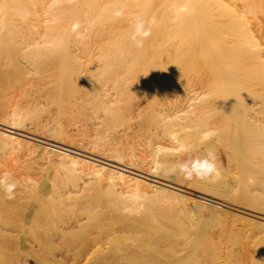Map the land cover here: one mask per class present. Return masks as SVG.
Segmentation results:
<instances>
[{"label": "bare ground", "instance_id": "bare-ground-1", "mask_svg": "<svg viewBox=\"0 0 264 264\" xmlns=\"http://www.w3.org/2000/svg\"><path fill=\"white\" fill-rule=\"evenodd\" d=\"M259 11L264 12V0H0V58L4 55L9 69L21 70L19 82L27 83L0 101V144L15 142L51 160L65 180L59 188L62 178L52 176L55 188L51 182L48 191L42 181L23 184L19 208L0 206V264H153L147 251L139 252L150 247L139 236L131 246L120 238L107 248L90 244L105 229L113 230L111 220L138 231L145 219H155L151 205L157 203L189 215L200 236L214 212L264 230V213L233 206L243 203L235 195L243 182L254 178L264 188V14ZM136 17L156 21L140 49L129 38ZM28 74H38L37 81ZM57 89L63 94L62 119L78 117L74 126L57 123L52 108ZM91 126L94 135L79 133ZM206 149L215 152L221 177L185 179L179 164L204 156ZM100 150L112 154L99 155ZM127 155L131 162L124 160ZM102 180L104 188L97 184ZM246 194L249 206L264 203V195ZM256 197L262 203L255 206ZM20 211L37 221L31 245L16 242ZM86 229L89 234L76 242L78 230ZM225 230L219 234L230 232ZM207 237L204 244L211 247L214 238ZM207 245L205 258H211ZM184 263V255L168 262Z\"/></svg>", "mask_w": 264, "mask_h": 264}, {"label": "rangeland", "instance_id": "rangeland-1", "mask_svg": "<svg viewBox=\"0 0 264 264\" xmlns=\"http://www.w3.org/2000/svg\"><path fill=\"white\" fill-rule=\"evenodd\" d=\"M261 13V14H260ZM257 14L258 15H262V14H264V12L263 11H259V12H257ZM3 36H5V34L3 35ZM2 43H4V42H2ZM264 43V42H263ZM5 44V43H4ZM4 44H3V46H4ZM6 45V44H5ZM264 45V44H263ZM2 46V47H3ZM2 63V64H1ZM0 70H2L1 72H3V73H1L0 75H2V76H4V78L2 79V80H0V82H2V87L0 88V101H8L7 100V97H8V95H9V93H10V91L9 90H12V92H15V91H19L20 89L18 88L17 89V87H18V85L20 84V85H25V84H27V83H25L26 82V78H24V79H21L22 80V82H19V80H20V78H22V77H20V78H18V73L21 71V70H17V69H15V70H13V69H9V67L7 66V61H6V58L4 57V55L0 58ZM28 71V70H27ZM30 71V70H29ZM23 75L24 76H26V74H24L23 73ZM29 75L30 74H28V77L27 78H33L32 76H30L29 77ZM35 76H34V78L33 79H35L36 77L38 78V74H34ZM18 80V81H17ZM31 81H32V79H31ZM34 81V80H33ZM32 81V82H33ZM35 81H37L36 79H35ZM34 81V82H35ZM30 82V81H29ZM29 82H28V84H29ZM31 83V82H30ZM17 85V86H16ZM22 86L20 87V88H22ZM15 87V88H14ZM19 93H20V91H19ZM63 94H62V92L61 91H59L58 89L56 90V92H55V99L57 100L56 101V103L53 105V107L52 108H55V114H56V116H57V123H59L60 125L62 124V122L64 121L63 119V117H64V115H63V111H64V105L62 104V102H61V100H58V98L59 97H62L63 98V96H62ZM42 104V103H41ZM63 106V107H62ZM42 108V107H41ZM47 108V105L46 106H44L43 107V109H46ZM63 118V119H62ZM71 118H73V117H71ZM74 118H76V117H74ZM62 119V120H61ZM69 119H70V117L68 118V120H67V118L65 119V125L64 126H66V124H67V126L69 125V124H72V125H69V126H74V123H75V121L78 119V117L76 118V119H72V120H74V121H72L73 123H71V121L69 122ZM77 121H79V119L77 120ZM67 122V123H66ZM69 123V124H68ZM77 123V122H76ZM76 123H75V125H76ZM66 126V127H67ZM68 126V127H69ZM90 128V129H89ZM87 130H85L84 128H81L80 127V131H79V133L80 132H83V131H85L86 133H89L90 135L92 134V135H94L95 134V131L93 132L92 131V126L91 127H89ZM84 129V130H83ZM77 130H79V129H76L75 130V132L77 131ZM91 132H90V131ZM89 131V132H88ZM74 132V131H73ZM74 132V133H75ZM84 132V133H85ZM93 132V133H92ZM79 133L77 132V134L79 135ZM83 133V134H84ZM60 138H62L64 135H63V133H62V131L61 130H59L58 131V134H57ZM76 135V134H75ZM78 135H76V138L77 139H79L81 136H78ZM80 135H82V134H80ZM115 149H113V150H111V152H113ZM117 150V149H116ZM101 151V150H100ZM102 151H103V149H102ZM101 151V153H99V155H105V156H107L108 154H109V152H106V153H108L107 155H106V153L105 154H102L103 152ZM108 151H110V150H108ZM119 150H117L116 152L117 153H119L118 152ZM138 151V150H137ZM110 152V155H108V156H111V153ZM120 152H121V150H120ZM144 152H146V150L144 151L143 150V153ZM114 154H115V152H113ZM137 153H139V152H137ZM144 155V154H143ZM40 156V155H39ZM39 156L37 155V154H35V153H33V152H31V151H29L28 149H26L25 147H22V146H19L17 143H15V142H13V143H1L0 144V174H3V173H5V172H8V173H11L12 174V176H13V178L16 180V181H18V187L16 188V190H15V198L14 199H12V200H9V199H7L6 198V196H5V194H4V196H0V197H4L5 199H2V198H0V206H2L3 204L4 205H8V206H14L15 207V205H17L18 206V208H19V206L21 205V202H22V199L20 198V195H21V193H22V185L23 184H25V178L26 177H31L33 180H35V181H37L38 182V185H39V183H40V181H42V183H44V185H45V190L46 191H48L49 189H50V185H51V182H52V184H54V188H55V182H56V180L57 181H59L58 179H60V178H62V175H61V173H62V170H60V172L59 171H56L55 170V168H53L54 167V163L51 161V160H46V158L45 157H40L39 158ZM130 155H127V157L125 156V157H123L124 158V160L125 161H127L126 159H129L130 157H129ZM132 159H137V158H135V156H133V157H131ZM112 159H114V160H116L115 158H113L112 157ZM118 161V160H117ZM136 161V160H135ZM189 161H190V159H189ZM128 162H131V159H129L128 160ZM145 164V165H144ZM144 164H141L142 166H149L147 163H144ZM147 164V165H146ZM146 168V167H145ZM149 168V167H148ZM54 170V171H53ZM55 172H58L59 174L57 175V173L55 174ZM223 173H224V171H222ZM52 173H54L56 176H58L57 178H56V176L55 175H53ZM64 173V172H63ZM52 174V175H51ZM59 175H61V176H59ZM52 176H54V179H56L55 181H51V180H54L53 178H52ZM219 177H221V176H219ZM50 178H51V180H50ZM50 181V182H49ZM61 181V180H60ZM59 181V183H57V186L59 187V188H63V186H64V182H65V180H64V174H63V178H62V181L60 182ZM64 181V182H63ZM91 181V180H90ZM89 181V185H91V183H92V181L90 182ZM256 182V183H255ZM98 185H99V187L100 188H104L105 186H106V182H105V180H102V181H100V182H98L97 183ZM251 184V185H250ZM250 184L249 183H244L243 182V184L242 185H240V188H239V190L238 191H236V193H235V195L236 196H238V199H240V201H242L243 203H241V202H238V201H235L237 204H238V206H237V204L236 203H234L233 202V204H232V201H229V200H226V199H222V198H220V199H222L223 201L222 202H224V203H226L227 202V204H230V205H233V206H235V207H238V208H241V209H244V210H246V211H250V212H254V211H259L260 213H258V214H260V215H263V213H264V203L261 205H258L259 204V202H261L262 201V198L260 199L259 197H256V198H253V199H255L254 200V203H255V206L256 205H258V206H256V207H252V206H249L250 204H253L252 202H251V200L250 199H248L249 197H247L246 198V200L244 199V198H242V196H245V195H243V193H244V191H246V192H248V194H250V195H264V191H263V187H261L260 185H259V183L257 182V180H255L254 178H253V183H252V180H251V182H250ZM27 185V184H26ZM37 185V186H38ZM63 185V186H62ZM94 185V184H93ZM92 185V186H93ZM181 185H184V186H182L184 189H187V190H189V191H193V190H191L192 188L190 187V189H188L187 187H188V185H186V184H181ZM253 185V186H252ZM92 186H89L90 188L92 187ZM95 186H96V184H95ZM249 188H247V187ZM256 187H258V188H256ZM262 188V189H261ZM36 189H38V187L36 188ZM254 189H259V190H254ZM251 190V191H250ZM38 191V190H37ZM85 191V190H84ZM253 191H255V193L253 192ZM260 191V192H259ZM52 192V191H51ZM51 192H49V193H51ZM193 192H195V191H193ZM251 192V193H250ZM0 193L2 194L3 192L2 191H0ZM195 193H197V192H195ZM258 193V194H257ZM248 194H246V196H249ZM66 195V194H65ZM208 197V196H207ZM20 198V199H19ZM258 199V200H257ZM225 200V201H224ZM229 202V203H228ZM262 203V202H261ZM241 204V205H240ZM239 205H240V207H239ZM37 206V205H36ZM153 206V207H152ZM154 206H156V207H154ZM151 207H152V211L154 212L153 214L155 215V219H153V221H151V220H149V219H145L143 222H142V224H139L138 225V231L137 230H133V226L132 225H129V226H127V225H125V227H124V224H120L119 222H115V220H111L110 218L108 219V220H106V224H108V223H110V222H112L113 221V223L114 224H116V223H118L117 224V226H118V229H117V226L116 225H113V223H111V226L113 225V226H115V227H111L110 226V229H112L113 228V230H108L109 228H108V225H110V224H108V225H106L107 227L106 228H108V229H105V231H107V232H105V234L104 235H102L103 233H100V235H98L99 236V240L97 241V242H92L91 244H90V246H94V247H108L109 245H110V243H112V241L114 240V239H121V240H125V242H126V246H131V242L133 241V238H136V237H138V238H136V239H143V240H145L147 243H149L148 245H150V249L149 248H147V249H143V250H141V251H139V252H141V253H145L146 251H147V253H146V256L145 257H150V258H148L147 257V261H152L153 262V264H168V262L169 261H172V260H175L177 257H179V256H181V255H184L185 256V263L184 264H200V263H204V264H206L207 262H208V264H212V262H215V264H219V262H220V264H225L224 262H226V264H264V248L262 249V247H264L263 245H261V243H263L264 244V230L262 229V228H259V229H257V227H251L250 225H245V223L243 222V220L241 221L240 219H238L237 217H235V216H233V215H228V214H221V213H212V215L211 216H208V227H207V230L204 232V233H202L201 234V236L198 234V232H197V229H198V227L195 225H193L190 221V218H188L189 217V215L187 216H185L184 214H181L180 212H179V208L177 209V206H173V207H171L170 205L168 206V203H157V205L155 204H153V205H151ZM160 207V208H159ZM244 207V208H243ZM248 208V209H246V208ZM9 208V207H8ZM163 208H164V212L162 213V211H163ZM256 210H255V209ZM10 209V208H9ZM159 209H161V210H159ZM227 209H229V210H232V209H230V208H228L227 207ZM253 209V210H252ZM156 210V211H155ZM262 211V213H261V211ZM177 211V212H176ZM34 212H36V210L34 211ZM170 212H172V214L170 213ZM16 213V218H15V220H17V213L18 212H15ZM177 213H178V215H177ZM256 213V212H255ZM38 213L36 212L35 214H34V217L37 215ZM191 214V216H193V214L192 213H190ZM221 214V215H220ZM162 215H163V217H162ZM167 215V216H166ZM170 215H173L174 217V219L172 218V216H170ZM10 216L12 217V220H14V214H10ZM166 216V217H165ZM176 216V217H175ZM264 216V215H263ZM160 217V218H159ZM162 217V218H161ZM167 217H169L171 220H169ZM183 217H184V219H183ZM194 217V216H193ZM223 217V218H222ZM235 217V218H234ZM175 218L178 220V222H180V223H177V220L176 221H174L175 220ZM179 218H181V219H179ZM185 219H186V221H188L187 223L188 224H191V225H189V226H191V227H189L188 225H187V223H186V221H185ZM2 220H6V217L4 218L3 217V219ZM111 220V221H110ZM164 220V221H163ZM169 220V221H168ZM173 220V221H172ZM181 220H183L182 222H184L186 225H184V224H182V222H181ZM17 221H19V223H20V225L17 227V228H19L20 230H22V233H20L19 234V236H18V238L16 239V242L17 243H20V242H23V243H26V244H28V245H31V244H33L34 243V240H35V234L37 233V231L35 230V225H34V223L35 222H37V221H33V220H29V219H27V218H24V216H23V214H22V211H20V217L18 218V220ZM108 221H110V222H108ZM161 221V222H160ZM171 221L172 222H175V223H171ZM169 223L168 225H167V223ZM222 222V223H221ZM5 223H11V221L9 220V221H6ZM156 223V224H155ZM160 223H164L163 225L162 224H160ZM243 223V224H242ZM159 224V225H158ZM173 224V225H172ZM174 224L176 225V226H174ZM179 224V225H178ZM225 224V225H224ZM236 224V225H235ZM240 224V225H239ZM120 225H121V227H120ZM147 225H149V229H154L153 231H150L149 229H148V226ZM160 225H162V227L163 226H165L164 228H162ZM172 225V226H171ZM194 227H193V226ZM214 225H215V227H214ZM243 225V226H242ZM151 226H152V228H151ZM169 226V227H168ZM177 226L181 229V230H183L182 232H180L181 230L180 229H178L177 228ZM221 226V227H220ZM247 226H249V227H247ZM1 227H4V224H2V225H0V230H2L3 228H1ZM88 227H91V226H88ZM127 227H129V228H127ZM167 227V229H168V231H170V232H168L165 228ZM173 227V228H172ZM239 227V228H238ZM247 227V228H246ZM251 227V228H250ZM124 228H125V230H124ZM130 228H132V229H130ZM146 228V229H145ZM176 228V229H175ZM227 229V230H225V229ZM228 228H230L231 230H229ZM249 228V229H248ZM87 229H91V228H87ZM86 229V231H82V230H78V234L80 235V238L76 241V242H79V241H82L83 240V238H84V235L86 234V232L88 231ZM116 229V230H115ZM122 229V230H121ZM130 229V230H132V231H128V230ZM135 229V228H134ZM155 229H157V230H155ZM179 230V232H178V230ZM219 229H222V230H219ZM251 229V230H250ZM92 230V229H91ZM91 230H90V232H91ZM139 230L141 231V232H139ZM171 230H173V232H175V233H173ZM177 230V231H176ZM223 230H225L226 232H229L228 234L226 233L225 235L223 234L222 236L219 234L221 231H223ZM247 230V231H246ZM137 231V232H136ZM145 233H144V232ZM157 231V232H156ZM173 234H172V233ZM183 232H185V233H183ZM239 232V233H238ZM95 233V232H94ZM140 233V234H139ZM87 234H89V231H88V233ZM96 235H97V233H95ZM139 234V235H138ZM143 234V235H142ZM178 234H181V236L179 237L178 236ZM211 234H212V236H211ZM91 235V234H90ZM145 235V236H144ZM150 235H152L151 237H150ZM185 235V236H184ZM197 235H199L198 236V238L196 239L195 237L197 236ZM209 235V237H212V243H211V247H210V244L209 245H207L208 246V250H209V248H211L210 250H212L211 252L212 253H210V250L208 251H206L207 253L209 252V254H212L211 256V258H210V255H208L209 256V258H210V261H209V258H208V256H207V258H205V249H204V247H203V245L204 246H206L204 243H206V237ZM102 236V237H101ZM141 236H143V237H145V238H142ZM147 236H149L148 238H147ZM184 236V237H183ZM190 236V238H192V240L193 241H190V242H186V240L185 239H187L188 237ZM215 236V237H214ZM228 237V238H226V237ZM262 236H263V238H262ZM154 237H155V239H154ZM226 239H225V238ZM124 238V239H123ZM127 238V239H126ZM151 238V239H150ZM157 238H159V239H157ZM238 238V239H237ZM259 238H261V242H259L260 243V245L262 246V247H260V245L258 244V240H260ZM146 239H148V240H146ZM154 240V242H153V240ZM162 239H164L163 241H162ZM166 239H167V241H166ZM168 239H170L169 240V242H168ZM173 239V240H172ZM207 239H208V237H207ZM228 239V240H227ZM234 239V240H233ZM240 239V240H239ZM262 239H263V242H262ZM101 240V241H100ZM156 240L157 241H160L161 243H163V242H165V243H163V244H161L160 242H158V245H157V242H156ZM171 240H172V242L174 243V242H177L175 245H174V248H173V243H172V245L170 244L171 243ZM179 240H182L183 241V243H182V241H179ZM257 240V241H256ZM151 241V242H150ZM218 241H219V244H220V246L218 245ZM221 241V242H220ZM232 241H234L235 243H237V244H235L234 242H232ZM114 242V241H113ZM217 242V243H216ZM257 242V243H256ZM151 243H152V245H151ZM167 243V244H166ZM168 243L172 246H170V245H168ZM225 243V244H224ZM233 243V244H232ZM164 244H165V246H164ZM178 244V245H177ZM256 244V245H255ZM157 246V248L159 249H157L155 246ZM160 245V246H159ZM161 245H163V246H161ZM168 245V246H167ZM181 245H183V246H185V247H183V248H181L180 246ZM259 245V247H258V249H257V247L256 246H258ZM177 246V248H175ZM226 246V247H225ZM161 247V248H160ZM171 247V248H170ZM179 247V248H178ZM192 247V248H191ZM151 248H153V249H151ZM163 248H164V252H163ZM185 248V249H184ZM220 248V249H219ZM155 249L157 250V251H155ZM176 249H178L177 250V252H176ZM183 249V250H182ZM257 249V250H256ZM162 250V251H161ZM167 250H168V252H167ZM172 250H173V255H171L172 254ZM182 250V251H181ZM169 251H171V254H170V252ZM181 253H180V252ZM214 251H216L215 253L217 254V253H221L223 256H221V254H215L214 253ZM157 252H159L158 254L159 255H157L156 253ZM175 252V253H174ZM262 252H263V254H262ZM163 253H164V255H165V257H167V258H165L164 256H163ZM169 253V256L167 255ZM176 253H178V254H176ZM225 253V254H224ZM154 254H156V255H154ZM154 255V257H156V258H151L152 256ZM160 255H162L161 257H160ZM171 255V256H170ZM157 256H159L158 258H157ZM215 256L218 258V256L220 257L218 260L215 258ZM169 257H171V258H169ZM222 258H226L225 260L223 259L222 260ZM155 259H158V260H155ZM205 259H207V260H205ZM145 260V259H144ZM203 262H202V261ZM217 261V263H216V261ZM199 261H201L200 263H199ZM222 261V262H221ZM224 261V262H223ZM155 262V263H154ZM214 264V263H213Z\"/></svg>", "mask_w": 264, "mask_h": 264}, {"label": "clouds", "instance_id": "clouds-1", "mask_svg": "<svg viewBox=\"0 0 264 264\" xmlns=\"http://www.w3.org/2000/svg\"><path fill=\"white\" fill-rule=\"evenodd\" d=\"M117 15H122V13H117ZM155 23V19L146 21L142 17L135 18L129 37L135 48H143L145 41L152 34V26ZM178 167L187 180H192L193 178L210 180L220 176V169L216 163L215 152L212 149H206L204 156L196 157L190 161H184ZM25 184L35 187L38 185V182L31 177H26ZM17 187L18 181L13 178L11 173L5 172L0 174V191L5 194L7 199L12 200L15 198V190Z\"/></svg>", "mask_w": 264, "mask_h": 264}]
</instances>
